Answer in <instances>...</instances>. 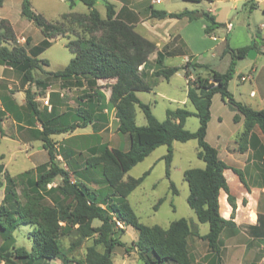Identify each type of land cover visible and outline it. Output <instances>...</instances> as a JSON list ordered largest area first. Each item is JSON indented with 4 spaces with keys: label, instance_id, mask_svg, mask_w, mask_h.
<instances>
[{
    "label": "trees",
    "instance_id": "obj_1",
    "mask_svg": "<svg viewBox=\"0 0 264 264\" xmlns=\"http://www.w3.org/2000/svg\"><path fill=\"white\" fill-rule=\"evenodd\" d=\"M82 1L88 5V13L66 12L61 20L52 22L36 12L30 0H23L22 15L33 21L44 34L43 40L30 49L16 43L18 37L10 20L0 17V65L21 72L26 81L40 87L42 92L50 82L46 78H37L34 70L40 68L42 61L48 65L49 61L39 56L56 37L66 34L67 23L81 24L89 36L78 35L75 40L69 41L67 47L74 53V57L64 68L49 74L79 86L83 85V78L89 82L91 88V91L82 95L81 100L84 103L77 109L69 108L62 112L57 111L55 107L51 110L48 107L40 108L37 92L31 88L25 91V105L18 104L9 95L2 97L5 109L2 113L8 112L18 122L19 128L28 127L37 139L42 140L43 148L48 152V162L38 166L35 177L28 175L30 170L23 174H27V186L37 195L50 197L52 204L30 200L23 204L14 187H8L5 197L8 205L3 204L0 207V227L4 231H11L20 224L33 225V246L31 250L21 246L15 247L13 251H0V258L9 259L15 256L22 259L23 264H43L44 261L55 259L62 251L59 232L68 229L76 232L79 243L84 239L93 238V243L87 247L84 264H113V254L117 246L124 247L126 251L136 247L145 264H193L187 248V238L191 232L187 218L175 220L167 228L159 224L150 226L140 221L134 208L127 201V197L145 180L150 170L139 177L131 176L128 179L124 177L132 167L164 144L168 145V153L163 158L167 162V176L170 177L174 156L173 142L197 139L199 146L197 155L205 162V167H193L184 171V178L190 188L188 203L201 222L209 223V232L201 237L207 240L215 259L217 258L218 264H221L220 235L226 226L233 225L234 222L221 215L220 191L224 189L229 193L228 198L234 208L236 204L224 174L229 165L220 158L218 149L206 139L212 116V101L216 93H221L228 105L237 111L234 120L236 122L240 120L239 113L244 116L241 149L256 126H259L264 134V109H255L237 100L229 90L230 80L236 72L237 59L246 57L250 48L258 47L260 32H255L250 45L234 49L227 44L225 52H230L233 58L226 72H220L209 64H201L191 59H188L185 65L159 66L153 70L155 76L165 79H170L176 72L185 70L187 95L195 107L194 111L182 107L169 109L167 117L159 120L151 106L142 102L137 95V91H149L153 88L144 79V72L149 56L156 50V43L140 34L133 25L117 18L113 4L107 5V15L103 17L95 7L94 0ZM3 4L4 0H0V8ZM245 5H250V9L256 8L253 0L246 2ZM152 15L157 18L189 19L202 16L210 23L205 29L207 34H211L214 28L224 26V23L217 21L209 11L153 10ZM96 30H102L103 34L100 37L94 36ZM29 40L30 37L27 43ZM8 42H14V45L11 47ZM164 58L165 53L158 51L156 62L161 65ZM202 71L208 74L203 75ZM190 75H195V78L189 79ZM99 79H116L111 84L108 104L115 109L119 133L127 134L130 139L128 149L113 147L108 143L88 147L90 155L85 160V166L92 169L101 168L102 175L111 188L109 192L94 189L79 178L74 180L70 171L74 168L71 162L73 150L63 154L70 167L66 169L57 159L58 153L52 138L55 134L72 132L98 121H108L109 116L105 111L106 97L95 86ZM137 105L145 112L146 125L137 124ZM191 115L199 118V127L196 131L186 128L187 119ZM36 123H40L41 127ZM0 131L3 132L1 122ZM232 168L244 180L242 171ZM72 171L75 173L76 169ZM58 176L63 177V183L49 187ZM9 179L11 182L14 180L12 177ZM171 184L177 193L176 185L173 182ZM165 199L166 197L160 198L156 206L158 207ZM95 220L100 221V224L95 225ZM117 220H120L124 227H119ZM127 226H133L139 231V237L133 240L132 246L121 239V233H125ZM99 245L103 246V250L98 248Z\"/></svg>",
    "mask_w": 264,
    "mask_h": 264
},
{
    "label": "rangeland",
    "instance_id": "obj_2",
    "mask_svg": "<svg viewBox=\"0 0 264 264\" xmlns=\"http://www.w3.org/2000/svg\"><path fill=\"white\" fill-rule=\"evenodd\" d=\"M30 2L36 12L41 13L48 21L52 22L61 20L62 15L66 12H89L88 6L81 0H75L73 3L65 0H30ZM22 5L23 0H8L3 15L9 17L16 31L26 36L25 41L20 42L17 38L16 43L23 44L27 49H30L31 46L43 40L44 34L33 21L22 15ZM97 8L105 13L102 5H98ZM204 8H208L207 3ZM250 22L252 30L255 31L256 23L254 19L251 18ZM65 27L66 34L56 37L52 44L39 56L41 59H47L49 65L42 61L40 68L34 70L37 78H46L50 82L44 92L40 87L26 81L21 72L10 67H5L1 71L2 65H0V111L2 110L1 100L4 95H9L25 105V91L27 88L37 92V101L40 108L48 107L51 110L52 107H55L57 111L62 112L69 108L77 109L81 103H84L81 100L82 95L91 91L89 82L86 79L82 78L83 85L79 86L67 83L61 78L49 74L64 68L74 57V53L67 47L69 41L75 40L78 35L89 36L85 28L76 22L67 23ZM102 34V30H96L93 35L100 37ZM217 35L222 37L220 33H217ZM246 35L247 33L243 32L239 39L244 40ZM28 36L31 37L29 43H27ZM205 39L203 44H198L200 50L197 52L187 51L188 56L197 54L194 55V58L210 64L220 72H226L231 64L232 54L228 52L224 53V56L221 55L220 50L224 46L221 39L213 41L209 38V34H205ZM8 43L11 47L14 45V42ZM233 43H230L231 46H234ZM214 44L217 46L212 47ZM154 55L155 53L149 56L144 72V79L153 85V88L149 91H137L140 100L151 106L154 115L159 120H164L167 117L169 109L182 107L194 111L195 107L187 95L188 83L185 70L176 72L170 79L157 77L153 74V70L158 69L159 66L185 65L188 60L183 62L184 55L179 53V55L166 56L160 65L156 62ZM201 74L206 75L208 72L202 71ZM241 75L250 77L248 80L243 81ZM194 78L195 75L189 76L191 80ZM115 80L99 79L95 85L106 97L105 111L109 116L108 121H98L85 128H77L72 132L52 135L60 165L66 169L70 168L63 154L73 150L71 162L74 165L73 169H76L75 173L72 171L73 169H70L73 179L79 178L88 186L94 189H103L104 192L111 191V188L105 181L101 168H86L85 160L90 155L88 147L94 144L108 143L110 146L123 149H128L130 146L129 136L119 133L117 129L119 122L115 116L114 107L108 104L111 95V84ZM258 86L264 90V53H260L256 58L247 56L245 59H237L236 72L229 83V90L234 94V97L241 102L250 100L251 90L258 88ZM211 112L212 117L206 139L213 146L221 149L223 156L225 146L234 144L235 140L240 141L243 125L234 120L237 111L228 105L221 93L214 95ZM136 120L138 125L147 124L145 112L138 105L136 106ZM0 122L3 129L2 133L0 131V207L3 204L8 205L5 198L8 187H14L23 204L28 200L36 203L52 204L50 197L37 195L33 189L27 186V174H23L25 171L30 170L31 172L28 175L35 177L38 173V166L48 162L49 155L47 150L43 148L42 140L37 139L28 127L19 128L14 119L10 115H5L4 112H0ZM36 125L41 127L40 123H36ZM198 127L199 118L196 115L189 116L186 128L196 131ZM257 127L259 128V126ZM198 149L197 139L186 142L175 140L173 142L174 156L170 167V177L167 176V162L163 158L168 153V145L166 144L157 147L126 173L124 179L131 176L139 177L150 170V174L145 180L127 197V201L132 205L142 223L150 226L155 224L169 226L173 221L182 217H197L188 203L190 188L184 178V171L188 168L203 167L205 165V162L198 158ZM9 177L14 179L13 182L10 181ZM172 182L178 189L177 193L174 192ZM62 183L63 177L58 176L49 187ZM162 197H166V199L157 207L156 205ZM115 199L118 198L115 196ZM94 224L99 225L100 221L95 220ZM204 225L209 228L208 224ZM33 231L34 227L31 224H20L11 231H4L0 227V251H13L15 247L21 246L31 250ZM138 235L139 231L136 228L129 227L125 233H121V239L132 246L133 240L135 241ZM58 237L62 247L61 253L55 259L44 261L43 264H84L87 247L93 243V238L84 239L79 243L76 232L68 229L59 232ZM98 248L103 250L102 245H99ZM124 259H127L128 264H145L140 258L136 247H131L130 251H126L124 247L117 246L113 254V264H122ZM0 264H23V260L11 256L9 259L0 258Z\"/></svg>",
    "mask_w": 264,
    "mask_h": 264
},
{
    "label": "crops",
    "instance_id": "obj_3",
    "mask_svg": "<svg viewBox=\"0 0 264 264\" xmlns=\"http://www.w3.org/2000/svg\"><path fill=\"white\" fill-rule=\"evenodd\" d=\"M65 1L73 3L75 0ZM94 1L96 8L98 5L104 7L105 13L99 10L103 17L107 15V5L113 4L117 18L133 25L140 34L152 39L157 46L152 53V55L155 53V60L157 52L161 51L165 53V57L183 53V62L191 59V61L201 64H208L194 58V55L197 54L188 56L187 51L197 52L200 50L198 44H203L206 40L205 34L207 33L205 29L210 23L202 16L195 19H189L188 17L157 18L152 15L153 10H165L167 12H181L186 9L209 11L216 17L217 21L224 23V26L214 28L209 34L211 40L219 41L221 39L224 42V46L220 50L222 56L226 54L225 48L227 44L231 46V42H234L232 44L234 46H231L234 49L250 45L254 40L256 31L260 32L261 37L257 40L258 47L252 48L257 51L256 57L260 53H264V0H253L256 3L254 9H250V5H245L250 0ZM7 2L8 0H4V4L0 8V17L9 20V17L3 15ZM206 3L208 8H204ZM251 18L256 23L255 31L251 27ZM230 24L232 25L230 26ZM15 32L20 42L26 40V36L16 30ZM243 32L247 33L246 38L240 40L239 38H241ZM217 33H220L222 37L218 36ZM216 46L214 44L212 47ZM5 67L9 66L2 65L1 71ZM16 102L24 105V103ZM243 103L255 109H264V90L260 86L253 88L250 92V100H243ZM2 111H5L3 102L0 112ZM4 114L10 115L8 112H4ZM239 115L241 117L238 122L242 123L244 128V116L240 113ZM14 121L19 127L18 122L15 119ZM255 128L248 140L244 142L243 149L240 148L241 142L237 140L234 144L225 146L223 156L221 149L216 147L220 158L229 165L224 174L228 181L230 194L234 197L236 204L234 208L228 198L229 193L224 189L220 191L221 215L226 219H232L234 222L233 225L226 226L220 235L221 264H261L264 256V134L259 128ZM204 167L205 165L201 168ZM232 167L242 171L244 180ZM187 219L191 227V232L187 238V248L193 264H218V259H215L207 240L201 237L209 232V223L201 222L195 216H190ZM204 224H208L209 228L205 227ZM129 227L133 226H127L126 231ZM163 227L167 228L168 226ZM138 237L139 235L136 236L137 239ZM122 264H128L127 259H124Z\"/></svg>",
    "mask_w": 264,
    "mask_h": 264
},
{
    "label": "built area",
    "instance_id": "obj_4",
    "mask_svg": "<svg viewBox=\"0 0 264 264\" xmlns=\"http://www.w3.org/2000/svg\"><path fill=\"white\" fill-rule=\"evenodd\" d=\"M231 25H232V24H230V26H231ZM249 77H250V76L243 75V76L241 77V79H242L243 81H246V80L249 79ZM117 225H118L119 227H124L123 223H122L120 220H117ZM263 252H264V251H263ZM261 264H264V256H263V259H262Z\"/></svg>",
    "mask_w": 264,
    "mask_h": 264
},
{
    "label": "water",
    "instance_id": "obj_5",
    "mask_svg": "<svg viewBox=\"0 0 264 264\" xmlns=\"http://www.w3.org/2000/svg\"><path fill=\"white\" fill-rule=\"evenodd\" d=\"M256 55H257L256 49L250 48L248 53H247V56L250 57V58H255ZM192 68H193V70L195 69L194 67H192Z\"/></svg>",
    "mask_w": 264,
    "mask_h": 264
}]
</instances>
